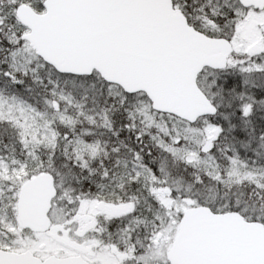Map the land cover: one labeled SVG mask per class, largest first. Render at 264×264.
<instances>
[{
	"label": "snow or ice",
	"instance_id": "1",
	"mask_svg": "<svg viewBox=\"0 0 264 264\" xmlns=\"http://www.w3.org/2000/svg\"><path fill=\"white\" fill-rule=\"evenodd\" d=\"M0 264H264V0H0Z\"/></svg>",
	"mask_w": 264,
	"mask_h": 264
}]
</instances>
